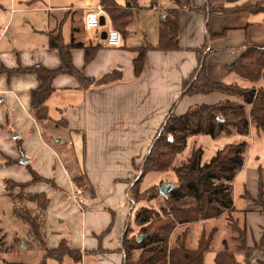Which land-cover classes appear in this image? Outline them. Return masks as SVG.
I'll list each match as a JSON object with an SVG mask.
<instances>
[{"label": "crops", "instance_id": "1", "mask_svg": "<svg viewBox=\"0 0 264 264\" xmlns=\"http://www.w3.org/2000/svg\"><path fill=\"white\" fill-rule=\"evenodd\" d=\"M14 1L11 0V6ZM126 1L115 0L122 7L126 6ZM252 3L247 5L246 0H190L192 7H203L209 4L211 9L226 8L234 11L226 14H216V12L209 14L208 6L205 10L181 9L179 11V45L181 48L175 51L148 49L143 69L139 75L134 74L133 60L137 56L135 48L141 45L155 46L158 40V29L155 39L148 40L147 35L143 33L144 42L141 44L131 45L130 43L126 47V40L122 38V44H124L120 48L108 47L105 45L104 39L101 38V32L98 34V28L101 25L90 30L84 27L85 13L92 6L100 5L99 1L89 5L75 6L61 3L54 6L55 10H74L77 13L75 19L73 18L75 13L72 14V19L76 22L75 26L68 29L65 36L64 30L60 26V19H56L52 23L48 21V16L38 20L40 25L48 27L47 44L41 50L28 52L35 55L26 60L16 54V65L18 63L22 65L41 64L48 68L57 67L60 57L56 50L48 48V40L49 33L59 32L65 44L70 43L73 39L74 42L85 45H100L94 58L88 63L84 62V48L70 49L73 64L85 76L95 79L108 73L119 76L118 80L111 83L93 85L83 89L80 88L73 76L57 75L52 82L54 91L45 102L48 117L37 118L35 111L30 107V91L37 84L35 76L16 74L7 78L5 74H0V83L5 85L0 88V96L7 90L11 95L13 94L17 106L13 121L15 124L24 121L33 123L36 131L35 137L42 145L44 143V149L48 153L49 150L54 153L55 145L46 144L41 132L51 137L54 132L50 129H57L68 136L76 135L77 140L81 138L83 149H87V152L85 150L86 163L81 169L79 167L75 175H70L62 168V165H59V169L65 172L66 181H61L65 187V198L58 196L57 192L53 191H49L47 195L45 189L42 190V187L38 186L39 184L28 186V192H43L49 198L42 218L45 229L48 226L47 232L45 230V245L48 248H55L63 240L70 248L79 252L77 260L79 264H124L122 235L127 225L132 229L130 235L133 234L134 228H137L134 222V211L137 204L130 202L127 194L128 183L122 179H132L135 176V166L143 161L147 152V141L150 143L148 139L154 137L170 110L181 114L193 104H213L223 99L232 98L227 94L214 92L206 95L184 96L178 99L181 94L182 81L189 77L197 66L196 50L207 46L204 52L206 73L213 81L223 82V77L230 74L227 72L226 66L236 60L243 46L247 44L264 46V17L255 19L257 15L264 13L249 14L235 11L236 7L242 8L252 5ZM136 5V8L140 7L138 4ZM174 6V0H172V6L165 5L163 7L155 0L152 2L151 11L158 13V26L165 11ZM52 8L53 6L47 4L41 8L23 9L25 12H33L35 9L44 12L51 11ZM15 11V8H11L10 14H14ZM76 11H80V14ZM11 18L12 16L9 17V21ZM24 19L27 18L24 17ZM104 22V24L107 22L108 26L111 25V21L109 23L107 19ZM221 33H223L221 36L213 39L208 38ZM146 40L150 42H145ZM21 53L24 55L26 52L21 51ZM16 65L4 66L14 67ZM2 99L3 97H0V101ZM26 125L29 126V124ZM146 130H148V139L144 138ZM20 134L23 136V140L20 139L22 140L21 144H28L31 138H27V132L22 131ZM20 134H16L17 136L12 139L7 134L4 135L0 132V160L3 159V155L14 159L21 157L22 148L19 150L14 140ZM123 135H127V138L132 140V146L128 151L124 150L121 145ZM53 136L52 140L56 139L54 134ZM228 138L209 139L213 143H217L232 139V137ZM4 167L13 170V174L18 173V175H14V179L7 177L12 175L6 173ZM33 169L41 176L47 178L51 176ZM0 172L1 191L8 195L9 192L3 189L4 178L18 182H26L31 179L29 171L22 163L7 166L0 163ZM251 172L252 170H248L245 184L249 194L255 197L257 189L253 192L250 187V182L254 180ZM249 173L252 177H249ZM72 183L82 186L84 189L85 205L83 210L79 209L71 200L69 190ZM49 193L55 194L53 198L49 197ZM237 194H239L238 191L233 188V203ZM66 198L76 206L78 213L73 214L72 211L64 213L65 209L62 203ZM244 211L247 239L250 238L252 241V243L247 241L250 246L261 237L264 216L258 207L251 206L249 202H247ZM105 230L106 232L99 236ZM225 236L224 230H220L218 247L222 245L223 239H226ZM190 244L191 246L195 245L191 239ZM250 259V264H264V254L261 252H255ZM64 261L65 259L58 264H63Z\"/></svg>", "mask_w": 264, "mask_h": 264}, {"label": "trees", "instance_id": "2", "mask_svg": "<svg viewBox=\"0 0 264 264\" xmlns=\"http://www.w3.org/2000/svg\"><path fill=\"white\" fill-rule=\"evenodd\" d=\"M236 1V0H230ZM99 4L108 14L112 27L119 30L122 38L127 33V27L134 20L133 11L136 0H127L126 6H119L115 0H99ZM175 6L165 11L158 26V40L155 46L141 45L136 47L137 56L133 60L134 74L139 75L143 69L145 54L150 48L161 51L179 50V11L181 9L205 10L208 6L209 14L232 13L229 9H211L207 4L203 7H192L190 0H174ZM235 11L249 14L264 13V0H258L246 7H236ZM214 34L209 39L221 36ZM100 45L83 44L72 41L65 44L59 32L49 33L48 48L56 50L60 63L55 68H48L41 64L18 65L6 67L0 65V74L7 78L16 74L34 75L37 81L30 91V107L35 111L37 118H47L45 102L53 93V79L59 74L73 76L80 88L87 89L93 85H105L119 79V76L108 73L95 79L85 76L72 62L70 49L84 48V62L92 60ZM206 45L196 50L197 66L192 73L181 83V94L184 96L206 95L221 92L233 99L227 98L213 104H193L185 112L177 114L170 110L158 132L152 138L148 153L143 161L135 166L137 173L133 179L124 178L128 183L127 194L131 203L141 200L147 202L157 198L160 194L159 186L153 185L143 192L139 191V183L148 172H165L172 170L177 177V183H170L163 197L166 206L162 205L160 211L141 206L134 211V222L139 227L136 234L130 235L132 229L129 225L122 235L124 250V264H204V254L213 243L216 230L197 237L196 244H190V229L195 222L225 213L227 226L232 233V240L237 242L238 250L244 253V264H250V257L255 250L264 254V229L261 237L253 246L246 244V230L244 221L233 216L238 208L233 203V180L244 166V153L247 142L240 139L228 142L219 147L209 161L202 162L203 150L193 148L189 156L178 166H172L175 156L183 151L187 139L193 136L207 135L212 139L228 138L233 136H248L249 127H254L255 137H264V86L241 87L236 83L213 81L206 73L205 49ZM229 73L246 79L252 83L264 80V46L245 45L239 56L226 66ZM239 99L241 101H237ZM246 107L249 108L246 115ZM171 138V140L169 139ZM7 163H15L8 159ZM28 166L31 179L26 182H16L9 178L3 179V189L12 197V186L26 187L41 180L54 186L51 178L41 176ZM262 168H257V194L253 198L243 182L244 193L239 198H247L259 206L260 213L264 216V176ZM132 180V181H131ZM131 181V182H130ZM140 193L142 194L140 196ZM26 199L35 204V207H13L14 215L25 223L31 233L39 240L43 247L42 260L36 264H46V259L53 258L62 263L66 256L75 260L79 252L70 248L63 240L55 248L45 245L43 213H45L49 198L45 193L30 192ZM41 214V217H40ZM182 227L180 231H176ZM106 230L99 236L104 234ZM98 236V237H99ZM225 244V241H223ZM2 250L0 242V251ZM136 250L135 257L132 253ZM215 264H240L235 256L226 250L217 253L214 257ZM6 264H28L6 262Z\"/></svg>", "mask_w": 264, "mask_h": 264}, {"label": "rangeland", "instance_id": "3", "mask_svg": "<svg viewBox=\"0 0 264 264\" xmlns=\"http://www.w3.org/2000/svg\"><path fill=\"white\" fill-rule=\"evenodd\" d=\"M98 1L99 0H51V1L49 0L48 2V0H15L11 6V0H0V65H6V66H13L14 64L16 65L17 64V61H15L16 54L18 57H21L22 59L26 60L28 58L34 57L35 55L33 53L31 54L28 52L34 50H41L43 49L44 46H46L47 38H48L46 32L48 30V27L46 26L44 27L43 24L40 25L38 22L39 19L48 16L49 17L48 21H50V23H52L56 19L58 20L60 19L59 20L61 23L60 26L64 30V36L66 34L65 32L68 29L75 26L74 24L76 22H74L73 20L77 17V13H75L74 10H55L54 6H57L58 4L61 3H66L68 5L73 4L75 6L86 5V4L89 5L91 3L96 4ZM155 1L158 4H160L161 7L165 5L172 6V0H155ZM256 1L258 0H254V1L246 0V4L248 5L251 4L252 2H253L252 4H254ZM152 2H154V0H136V4H138V6L140 7L135 8V10L133 11L135 15L134 20L131 22V24L128 25L127 33L123 37V39L126 40V47H128L130 43L132 45V44H141L142 42H144L143 33L147 35L148 40H151V38L155 39V37L157 36V29H158L157 23L159 17H158V13L156 14L151 11ZM47 4L53 6L51 11L42 12L37 9L33 10V12L24 11V9L26 8L45 7L47 6ZM94 7L96 6L94 5ZM94 7L92 6V8ZM11 8L16 9L14 14H10ZM76 12L80 14V11H76ZM74 13H75V15L73 16L74 19H72V14ZM10 16H12V18L9 21ZM24 17H26L27 19H24ZM256 17L257 18L255 19L257 20L261 19L259 17H264V14H259ZM46 21L47 19L45 20V22ZM108 27L109 26L107 22L106 24L101 25L98 28V32H99L98 34H100V32L102 31H107ZM148 40H146L145 42H150ZM21 51H25L26 53L24 55L23 53L20 54ZM223 80H224L223 82L226 83H236L241 87H249L252 85L256 87L264 86L263 79H260L258 82L252 83L246 79L237 76L234 73H230L228 76L223 77ZM4 86L5 85L3 83H0V88ZM12 95L10 94V92H7L6 90L4 94L0 96L3 97V99L0 101V132L4 135L7 134L13 139L15 134L18 133L20 134L22 131H26L27 138H31V140L29 141L28 144H21V141L23 140L22 138L23 136L21 134L18 135V137L15 138L14 140L17 148H19V150H21L22 148L21 151H23V153L21 157L19 156V158L14 159L7 155H3V159L0 160L1 161L0 163L5 166L15 163L21 164L20 160L22 156L30 159L28 165L31 168L37 169V171H40L42 174L43 173L50 174L51 175L50 178L54 182V186H52L49 183L43 182L41 180L37 181L34 184H39L38 186H40V188L42 187L41 188L42 190L45 189L47 195L49 191H53L54 193L57 192L56 194L58 196L65 198L64 197L66 195L64 192L65 187L61 182V181L63 182L66 181L64 176L65 172L59 169V165H62L63 167L62 166L61 167L64 168V170L68 172L70 175L73 174L75 175L78 172L79 167L81 169L82 166H84L86 163L85 150L87 152V149L85 150L83 149L81 138L77 140L76 135L72 134L68 136L65 135V133H61V131H58L57 129H50L52 130V132H54L52 133L51 137H48V135L41 132L42 136L45 139L42 136L41 138L45 140L46 144L48 143L51 145L52 144L55 145L54 153L50 150L48 153L47 150L44 149L43 146L44 143L42 145L40 141L35 137L36 131L33 123H29V122L26 123V121H24L15 124V122L13 121L17 106L15 104ZM236 100L241 101L239 99ZM248 110L249 108L246 107L247 117H249ZM51 116L53 117V115ZM26 124H29V126H27ZM22 127H24L23 130H21ZM249 130L250 133L248 134V136H240V137L233 136L232 139L230 140L227 141L223 140L220 142L218 141L217 143H213L209 139L211 137L207 135L190 137L187 139V144L185 149L179 152L175 156V159L172 162V166H178L183 161H185L193 148H197V147L202 148L203 150L202 162H207L209 161L211 156L214 155V153L219 147L227 144L228 142H235L240 139H244L247 142L246 150L244 153V166L233 180V188L237 190L239 194L242 192L244 193L243 182H245V179L247 178L248 170H252L251 174L254 180L250 182V187L251 190L255 192V190L257 189V175H258L257 168H262L264 171V137L263 136L255 137L254 127L252 125L249 127ZM147 132L148 130H146V133L144 135L145 139H148ZM53 134L56 136V139L54 140H52V138L54 137ZM60 138L62 139L58 140ZM152 138L153 137H150V139H148L150 140V143L152 141ZM221 139L222 138H220V140ZM225 139H229V138H225ZM214 140H219V139H214ZM131 142L132 140L128 139L127 135H123V141H121V145L123 146L124 150L127 151L129 150V147L132 146ZM150 143H148L147 141L148 147ZM28 147L29 149H27ZM146 153H148V148ZM50 156L52 159L51 161H50ZM8 159H14L15 163H11V164L7 163ZM25 167L28 170L27 168L28 166L25 165ZM4 170L6 173L12 175V176H7L9 178L14 179V175L15 176L18 175V173L13 174L12 172L13 170H9L7 167H4ZM252 176L250 175L249 177ZM132 179L134 180V177ZM170 183H175V184L177 183V177L174 171L169 169L161 173L153 172V171L148 172L143 176V178L139 183V191L143 192L144 190L148 189L153 185H157L158 187L162 184H170ZM28 186L26 187L12 186L11 188L12 197L8 194H5L4 192L2 193L1 191L2 188H0V242L2 246V250L0 251V264H6V262L36 264L42 260L43 247L41 243L39 242L38 239L34 237V235L29 230V227L25 223H23L20 219H18L13 213L14 206H18L19 208L28 207L29 209L35 207V204L29 202L26 199V195L30 193L27 190ZM239 194L235 196V201H234V205L238 208V212L233 213V216L237 217L239 219V223L242 224V222L245 220L244 208L247 207V202H249L251 206H256L258 208L259 206L253 204L250 199L239 198ZM54 195H51L49 193V197L52 196L53 198ZM141 195L142 194L140 193V196ZM253 198H256V196ZM140 203L143 206L153 208L156 211H160V207L162 205L166 206V203L164 202L163 197L161 195H158L156 199L149 202L145 200L139 201L138 203H136L137 205H135V210L142 206ZM62 206L65 209L64 213H67L68 211H72L73 214L78 213V209L76 208L75 205L72 204V202L68 200V198L64 200ZM57 212L58 211L56 210L55 213L57 214ZM225 217L226 215L225 213H223L220 214L219 216L209 218L201 222H195L194 224L191 225L189 237L191 236L190 239L195 244L197 237L201 234L202 231H204L205 233H209L212 232L213 230H216L213 236L214 240L212 246L209 250L205 252L204 264H215L214 255H216L217 253H222L225 248L228 252H231L235 256L236 260L240 264H244V259H245L244 253L238 250L237 242L231 239L232 233H230L229 231ZM43 229L45 234V230L47 232L48 226H46V229L44 226ZM138 229H139L138 226L137 228H134L133 234H136ZM181 229L182 227H179L176 231H180ZM220 230H224V232L226 233L225 236L226 239H223L225 241V244L222 243V245L221 246L219 245L218 247V233ZM245 230H246V244L248 245V243H252V241L250 238L247 239L248 234H247L246 225H245ZM254 243L250 246H253ZM255 252H260V251L255 250L253 254ZM135 255H136V250L132 253V257H135ZM64 259L65 261L63 262V264H79V262L77 261L78 259L75 260L71 256H66ZM46 261H47L46 264H58V261L53 258H48L46 259Z\"/></svg>", "mask_w": 264, "mask_h": 264}, {"label": "built area", "instance_id": "4", "mask_svg": "<svg viewBox=\"0 0 264 264\" xmlns=\"http://www.w3.org/2000/svg\"><path fill=\"white\" fill-rule=\"evenodd\" d=\"M101 16H104V21L107 19L110 23V19L101 5L88 9L84 17V27L88 30L98 28L100 26ZM104 42L108 47L120 48L122 46V36L119 30L110 25L106 31ZM69 194L71 200L77 205V207L83 210L85 205L83 187L72 183L70 185Z\"/></svg>", "mask_w": 264, "mask_h": 264}, {"label": "water", "instance_id": "5", "mask_svg": "<svg viewBox=\"0 0 264 264\" xmlns=\"http://www.w3.org/2000/svg\"><path fill=\"white\" fill-rule=\"evenodd\" d=\"M100 25H104V17H103V16L100 17ZM105 36H106V31H102V32H101V38L104 39ZM15 136H17V135L15 134L14 137H15ZM169 139L171 140V138H169ZM28 161H29V159L26 158V157H24V156H22V158H21V160H20V162H21L22 164H25V163H27ZM169 185H170V184H162V185L159 186V190H160V194H161V195H164V194L167 192V190H168V188H169Z\"/></svg>", "mask_w": 264, "mask_h": 264}]
</instances>
